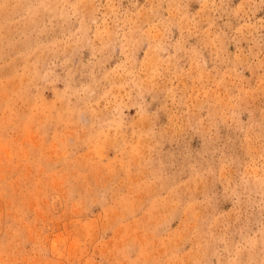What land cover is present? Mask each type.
I'll return each instance as SVG.
<instances>
[{"label":"rangeland","instance_id":"1","mask_svg":"<svg viewBox=\"0 0 264 264\" xmlns=\"http://www.w3.org/2000/svg\"><path fill=\"white\" fill-rule=\"evenodd\" d=\"M0 264H264V0H0Z\"/></svg>","mask_w":264,"mask_h":264}]
</instances>
